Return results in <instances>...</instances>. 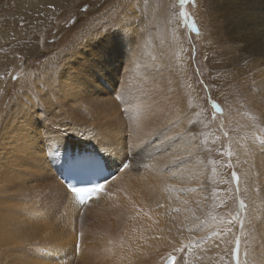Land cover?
I'll return each mask as SVG.
<instances>
[{
    "label": "rangeland",
    "instance_id": "obj_1",
    "mask_svg": "<svg viewBox=\"0 0 264 264\" xmlns=\"http://www.w3.org/2000/svg\"><path fill=\"white\" fill-rule=\"evenodd\" d=\"M211 2L212 0H185L184 3L181 0H30L24 5L22 0H0V148L1 140H6V134L1 130L6 128L5 122L11 116L17 121L16 126H22L25 138V144L20 150L18 147L10 149L11 155L7 159L11 164L7 172L13 178L9 180L21 184V177H27L30 180L28 186L32 187L31 184L37 182L38 190L44 187L39 171L25 169L30 162L24 149L26 145L35 142V138L40 141L50 138L57 133L56 130L66 128L64 125L69 123L83 131L96 125L110 124L116 121L110 116L112 110L117 111L118 116L126 121L128 111L126 113L124 109L133 105L143 108L148 116L149 128L154 129L161 121L154 118L164 116L167 109L166 114L170 116L168 126H174V139L181 134L192 143L188 145V153L194 162L187 155L183 158L190 171L200 170L202 182L197 186L196 197L188 194L187 207L174 208L179 213L189 215L188 222L182 225L179 237L172 235L171 239L166 240L165 248L168 251L162 255L160 262L165 264L169 257H173L174 264H236V258L241 254L238 264H264V258L261 255L257 257L256 253L260 247L264 254L260 241L262 239H258L256 230L260 227L256 225V221L264 223V188L260 182L261 170L264 168L260 167L261 170L255 171L254 167V151L260 148L264 152L263 102L258 103L255 90L248 87L247 91L242 87V78L249 71L242 65L244 73L241 76L235 68L241 56L234 44L235 34L228 35L217 23V18H227L230 15L231 1H221L224 7L222 14L212 10ZM243 2L242 18L246 10L258 1ZM107 40L110 44H117L112 52L104 50ZM91 50L96 53L104 50L105 56L97 60L94 57L96 54L91 53ZM129 51L134 54L133 61H143L133 64L134 67L130 65V70L140 76L137 82L132 81L135 73L131 76L123 69L128 67ZM3 56L6 57L1 59ZM139 65L144 66L141 69L147 68L143 70L142 76L139 74ZM72 69L74 74H67ZM161 83L165 85L164 88H161ZM69 93H73L74 97ZM172 107L179 109L174 112ZM159 126H162V122ZM65 139L69 147L87 141L79 137ZM232 150L236 154L240 151L244 161H236L242 163L235 164ZM14 166L18 168L17 173ZM49 169L46 168V174ZM47 187L52 189L50 185ZM181 187L179 195L193 190L194 184L180 190ZM189 193L193 194L191 191ZM23 197L21 200L25 207L42 208L26 201V198L32 200V197ZM91 201L87 204H91ZM120 202L127 204L125 200L114 199L113 202H104L106 209L105 206L99 208L93 205L83 212L87 204L80 210L76 204L71 208V201L67 196L60 211L51 208L49 217L42 219L51 229H55L54 233H63L66 228L69 230L70 244L65 249L67 252L69 250V254L65 253L59 259L67 264L75 263L81 251L80 232L87 235L83 233L86 228L94 231L91 241L87 240L89 245L92 242L98 244L102 240L109 241L110 236L120 234L119 225L123 217L120 219L122 212L118 214L116 211L118 208L121 211ZM31 211L32 215H36V211ZM101 212H105L106 217L102 218ZM103 221L105 223H101ZM93 227L98 229L93 230ZM45 237L48 234L41 238L45 240ZM181 238L184 241H180ZM26 241L29 242L30 239ZM240 248L243 249L241 253ZM76 250L80 251L76 254ZM96 250L90 254V258L94 254L99 260V257H103L104 248ZM161 250H164L163 246Z\"/></svg>",
    "mask_w": 264,
    "mask_h": 264
},
{
    "label": "bare ground",
    "instance_id": "obj_2",
    "mask_svg": "<svg viewBox=\"0 0 264 264\" xmlns=\"http://www.w3.org/2000/svg\"><path fill=\"white\" fill-rule=\"evenodd\" d=\"M221 1L222 0H212L211 7L215 13H223L224 7ZM230 1V15L227 18H217V23L221 27H223L224 30H226V33L228 35L235 34L236 39L234 44L236 46V49L241 52V56L238 58V65L235 68L241 76H243L244 73L242 65H245L249 71L248 75L244 76L245 78H242V81L244 82L242 84V87L247 91L248 87H250V90H255V93L258 98V103L263 102L262 106L264 108V0H257L258 3L252 4V6H250L246 10L243 18V0H237V2L235 0ZM26 2H30V0H22V3L24 5ZM233 3H235V6H233ZM14 18H17V16H14ZM245 37H247L248 39ZM111 42L114 43L113 41ZM105 44V46H103L105 48L104 50L107 49L111 52L117 46V44L115 43L110 44L109 40L105 41ZM104 50L98 51L97 53L96 51L91 50V53H95L96 55L94 57L97 58V60H101V57L105 56ZM128 53H130V51ZM133 55L134 54H132V52L130 53V55L128 54V59L126 58L127 60H129L127 61L128 67L123 68L125 73H128L131 76L135 72L133 73L132 70H130V65H133L135 63L140 64L141 62H143L142 60L139 62L133 61ZM5 57L6 56H3L1 59ZM75 59L76 57L73 59V61ZM82 62L83 60L81 61V63ZM90 62L91 58H89L88 63ZM87 66L89 65H86V67ZM138 67H140V65ZM146 69H141V71L139 70V74L142 76L143 70ZM77 71L79 70L77 69ZM121 73L119 72V74ZM67 74H74L73 69L68 71ZM139 77L135 73L134 77L132 78V81H139ZM150 77L152 78V76ZM153 79H155V77ZM125 81L126 79H124V82ZM127 82L130 81L128 80ZM163 85L164 84H162V86ZM164 86L161 88H164ZM6 91L9 90L6 89ZM69 95L73 96V93H69ZM134 106L135 105H133V107H125L126 109H124V111L126 113L128 111L127 116L124 115L125 117H127L126 121H123L122 118L118 116L117 111L114 112L112 110L114 114L111 113L110 116L116 120L115 122H110V124H105L104 126L96 125L91 127L90 130L84 131L80 130L82 128H78L74 125L71 126L72 124L69 123L67 125H64L66 126V128L63 129V127H61L59 130H56L57 133L55 135H52L50 138L48 137L47 139L41 141L38 138H35V142L26 145L24 150L27 154V157L29 158L30 165H28L27 167L25 166V169L27 171L36 170L41 173L40 181L44 184V187L41 188V190L37 189V182H33L31 184L32 187L28 186L27 183L30 180H27V177H21L23 181V183L21 184H17L15 180H9L10 178H13L11 174L7 172L8 167L11 164L10 161L7 159V157L11 155L10 149L13 147H18V149L20 150L22 145L25 144V138L24 134L21 131L22 126H16L17 121L15 122L13 116H8L10 121L7 119L8 122H5L6 128L3 127V129L1 130V132H4L6 134V140H3V137L1 138L3 141L1 140L0 148V264H67V262L59 258H62L61 256L69 252V250L68 252L65 250L66 245L70 244L69 230L66 228L63 233L61 231H56L54 233L55 229H51L48 223L44 219H42V217L47 219V217H49L50 215L51 208L60 211L61 205L64 203L65 198L67 196L71 201L70 207L72 208V205H75L73 194H71L65 188L60 179L58 168L60 160L62 159V155L65 152L81 151L83 153L94 150H98L106 154L109 166L111 168L117 169V174L115 175L116 177L114 179L109 180L103 186L102 189L92 194V197L89 199V201L92 200L90 202L92 205L86 203L87 205L85 206L83 212L93 205H97L99 206V208L104 207V202H113L114 199L125 200L127 204L125 205L124 203L120 202L121 207H119L121 211H119V208L118 210L116 209L117 213L122 212V216H120V219L121 217H123L122 219L124 221H120V234L115 233L114 237L110 236L108 238L109 241L102 240L98 244L92 242V244L89 245L87 244V240L91 241L92 233L94 231L92 232L91 229L86 228V230H83V233L87 234L85 236L80 232V235L82 237L79 245L81 247V251L78 250L80 252L76 257L74 264H162L160 262V258H162V255H164L165 252L168 251L167 248H165L166 240L171 239L172 235L176 236V238L179 237L181 234L180 229L182 225H185L188 222L189 218V215L179 213L178 210H174V208H177L178 206L187 207V203L189 201L188 194L189 196L191 195V197L193 198L196 197L195 195L198 194L197 186L202 182L200 179L201 172L200 170H197L196 172H194L193 170L192 172L189 170V167L186 166V163L183 158L184 155L189 156L192 162H194L193 157H191V155L188 153V145H191L192 143L191 141L189 142V139H187V137L185 138L181 134H177L178 136L176 137V139H174V137L172 136V134H174L172 133V130H174V126H168V118L170 116L166 114L167 109L165 110L164 116L161 115L160 118H154V120L159 119L161 121H159L157 125L154 126V129H152L148 126V116L143 111V108L140 105L136 107ZM173 108L174 107H172L171 109ZM175 109H173L174 112L179 108H177L176 110ZM254 109L255 107H253V110ZM163 111L164 109L162 110V112ZM142 114H144V116H142ZM28 116L30 117V115ZM39 117L42 118L41 115ZM4 118H6V116ZM104 118L107 119L106 117ZM261 119L263 120V118ZM161 122L162 126H159ZM178 127L176 128L178 129ZM63 130L66 131L62 132ZM0 135L2 136V133ZM41 137L42 136H40V138ZM72 137L83 138L87 141L79 142V145L76 144L75 146L73 145L69 147V144L66 142L65 138ZM236 140L234 141L236 142ZM257 140L259 139L257 138ZM27 142L29 143L30 141ZM231 146L234 147L233 144ZM242 146V148H244V144ZM239 148H241V146ZM81 152H78V154H82ZM254 154L256 156V161L254 165L255 171L256 169L257 171H259L261 170V168H264L263 149L258 148V150L254 151ZM232 156L235 164L241 162L236 161V159L244 161L243 155L240 153V151H238L237 154L233 151ZM125 161H127L128 167L123 168L122 170H118V167L122 165ZM186 162H189V160H186ZM47 167L48 169H50L46 174L45 171ZM13 169L15 173H17L18 168L14 166ZM49 181L51 183H49ZM260 182L264 188V169L261 170ZM191 184H194V189L190 190L193 194L189 193L190 191L183 195L178 194L179 187L182 186L180 188V190H182L184 187L190 186ZM47 185H50L52 189H50V187H47ZM23 196L32 197V200H27L28 198H26V201L32 202L36 206L39 205L42 208L38 207L36 209H32L30 206L25 207L24 201L21 200ZM104 208L106 209L107 207L105 206ZM31 210L36 211V215H32ZM261 210L263 211V209ZM104 213L105 212H101L102 218L103 216L106 217V214ZM33 220L37 222L33 223ZM106 221L107 219L105 220V222ZM105 222L103 221L101 223ZM79 225L80 223L78 222L77 226L79 227ZM256 225L260 226L257 227L256 230L257 234L259 235L258 239H262L260 240L262 244H260L261 247H263L264 251V223L261 224L259 223V221H256ZM92 229L95 230L98 228L94 229L93 227ZM101 232H103V230H101ZM47 234L48 237H45L47 239L43 240L41 237ZM99 238L101 239V237ZM27 239H30V241L27 242ZM180 241H184V238H181ZM29 244H31L33 247L30 245L29 248ZM82 246H84V248ZM162 246L164 250H161ZM232 246L233 245L230 246V250L228 252L229 254ZM258 246L259 245L257 244V247ZM98 248H104L103 257H99V255V260H97V257L92 254L93 257L90 258V254L93 251L95 252L96 249L98 250ZM186 249H189V247H187ZM260 249V247L257 248V257H259L258 255H261V257L264 258V254L261 253L262 251ZM241 251L243 252L242 248L239 249L240 253ZM237 254L239 255V253ZM240 255L236 258V264H238L239 257L241 258ZM71 258L72 256L70 257V259ZM172 264H174V262Z\"/></svg>",
    "mask_w": 264,
    "mask_h": 264
},
{
    "label": "snow or ice",
    "instance_id": "obj_3",
    "mask_svg": "<svg viewBox=\"0 0 264 264\" xmlns=\"http://www.w3.org/2000/svg\"><path fill=\"white\" fill-rule=\"evenodd\" d=\"M185 0H181V3H184ZM44 119H47V117H44ZM124 168H127L128 165L124 164L123 165ZM235 176V173L233 174ZM103 185L100 183H95L94 187L89 188V189H83V188H79V187H73L72 191L83 201L86 193H95L97 192L99 189H102Z\"/></svg>",
    "mask_w": 264,
    "mask_h": 264
},
{
    "label": "water",
    "instance_id": "obj_4",
    "mask_svg": "<svg viewBox=\"0 0 264 264\" xmlns=\"http://www.w3.org/2000/svg\"><path fill=\"white\" fill-rule=\"evenodd\" d=\"M173 261H174L173 257H169V258L166 260L165 264H172Z\"/></svg>",
    "mask_w": 264,
    "mask_h": 264
}]
</instances>
